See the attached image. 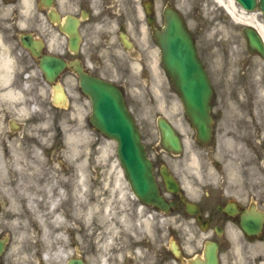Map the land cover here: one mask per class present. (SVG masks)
<instances>
[{
	"label": "flooded vegetation",
	"instance_id": "af4514ba",
	"mask_svg": "<svg viewBox=\"0 0 264 264\" xmlns=\"http://www.w3.org/2000/svg\"><path fill=\"white\" fill-rule=\"evenodd\" d=\"M47 1L0 0V47L12 58L9 74H0V211L14 206L41 213L50 202L59 212L78 214L76 192L90 188L96 173L78 170L80 124L93 127L89 100L75 71L111 82L122 92L125 81L156 73L158 48L148 21L159 29L162 9L170 0H50V5ZM21 12L23 27L18 26ZM216 19L202 21L203 27L196 31L228 30L230 43L217 46L194 36L212 88L208 139H197L191 118L183 114L188 145L201 148L198 177L184 188L183 177L171 172L179 190L167 191L160 175V152L153 151L159 192L173 205L161 212L131 196L124 208L114 210V217L132 230L135 242L126 240L129 250H121L117 238L103 257L95 250L72 254L83 264H264V60L247 48L241 28L230 26L224 9ZM67 20L77 21L79 39L74 50L62 32ZM251 20L253 29L262 26L258 32L264 42L263 15L256 10ZM21 34L39 41L42 54L67 63L53 83L40 72L38 59L21 48ZM229 47L242 56L235 59V66ZM58 85L72 91L68 106L61 101ZM12 219L10 215L8 220ZM243 219L260 220L258 233L246 236L241 230ZM145 221L150 230L142 226ZM163 229L168 238L173 235L176 245L168 240L159 247L157 239L147 234L158 238ZM229 231L240 232L252 246L262 244V250H230ZM182 236L188 240L184 245L178 242ZM211 245L215 251L206 249Z\"/></svg>",
	"mask_w": 264,
	"mask_h": 264
},
{
	"label": "water",
	"instance_id": "95a60500",
	"mask_svg": "<svg viewBox=\"0 0 264 264\" xmlns=\"http://www.w3.org/2000/svg\"><path fill=\"white\" fill-rule=\"evenodd\" d=\"M244 8L253 7L254 0H237ZM260 9L264 14V0H260ZM165 26L156 35L161 52V63L170 77L184 109L193 118L199 136L205 133L202 123L208 109L210 88L206 74L197 58L192 40L184 28L181 18L171 10L164 12ZM249 46H256V51L263 53L262 45L256 44L254 35L246 34ZM23 46L33 48L22 40ZM52 64L41 59L40 68L48 79H51ZM60 69L58 63L55 65ZM81 88L91 99V122L104 135L117 141V156L126 172L130 185L139 199L146 203L162 207L163 201L158 196L151 175V165L145 158L143 146L136 127L127 112L123 99L113 86L86 76H81ZM202 116V119L200 118ZM161 145L175 153L180 151L179 140L171 127L162 119H158ZM166 186L173 188V181L166 177ZM245 231L255 228L254 225H243ZM4 241L0 240V254ZM80 264V263H77Z\"/></svg>",
	"mask_w": 264,
	"mask_h": 264
},
{
	"label": "rangeland",
	"instance_id": "374dc122",
	"mask_svg": "<svg viewBox=\"0 0 264 264\" xmlns=\"http://www.w3.org/2000/svg\"><path fill=\"white\" fill-rule=\"evenodd\" d=\"M173 2L183 13V15H190L192 17L193 22H195L196 26H200L197 18L202 14L203 19L209 17L210 12L217 10L219 7L215 2L207 3L206 0H172ZM20 22H24V17L21 14ZM211 34H208L210 37ZM198 40H204L203 30L197 33ZM205 41V40H204ZM220 42L218 43V45ZM233 57H237V53L234 50H231ZM216 59H219L218 57ZM127 88L126 92L128 94V103L132 114L136 120L137 126L140 130L141 138L143 143L146 146L154 145L158 142V132L155 126V118L159 114L167 115L168 111L178 110L180 113L182 112V106L177 99V96L174 94V90L170 84L169 79L165 75L164 71L160 68L159 75L156 80L149 81L147 84L148 88L153 89V94L147 90V85L145 83L138 82H126ZM153 86V88H151ZM147 90V93L144 91ZM178 129L182 132L181 126H177ZM185 139V137H183ZM198 148H191L187 145H184L183 152L179 157L174 158L173 161H169L168 165L174 171H180L185 176L189 178H194L195 172L198 171ZM79 160L84 158H89V164H86L88 170L97 171L99 178H96V182L94 181V192H99L98 194L105 201L104 204H108V199L112 200L110 203V209L114 207L115 209H120V206H124L122 201H128L130 199L128 194V189L125 186V183L120 180L118 177V172L121 171L120 165L118 163L116 153H115V142L105 138L98 131H94L91 129H83L79 128V151H78ZM194 158V159H192ZM197 159V161H195ZM178 172V175L181 174ZM119 180V181H118ZM118 181L117 185L114 182ZM185 182V181H183ZM187 183V182H185ZM91 187V184H90ZM117 187V190H114ZM119 188L121 191H119ZM90 189L89 191H93ZM23 212L21 209L13 208L3 210L0 212V230L5 229L7 233L8 231L12 233L13 238L11 242H9L8 248L1 257L2 264H35L38 261L39 254L35 256L34 251L36 249L34 246L29 245L28 243H19L17 241L18 234L22 231L21 228L24 225L29 226L30 222L35 223V217L32 216L30 219V215L26 214L21 219H16L13 221H6V215L17 216V214ZM18 214V215H19ZM37 229L36 226L33 227ZM32 228V229H33ZM97 231L99 234L105 235L102 240L99 242H103L105 240H111L108 249L112 246L113 240L119 238L121 240V250H128V248H124V245L127 244V239L123 238L125 236L123 227L121 224L116 221L113 224V219H110L109 223L105 225H97ZM36 231V230H35ZM37 232V231H36ZM132 230L129 231L127 236L132 238L131 236ZM66 233V238H69V234ZM151 236L150 238H152ZM87 236H82L81 240H86ZM168 241V237L164 232L157 242L160 246H163ZM179 242L181 245H184L187 242V239L182 236L179 238ZM243 243L238 239V243ZM238 243H234L231 240V245ZM97 245V244H95ZM242 245V244H240ZM243 248L247 249L244 245ZM86 251H97V246L93 247L92 243L88 241L84 244L83 249ZM98 254L97 256H101Z\"/></svg>",
	"mask_w": 264,
	"mask_h": 264
},
{
	"label": "bare ground",
	"instance_id": "6f19581e",
	"mask_svg": "<svg viewBox=\"0 0 264 264\" xmlns=\"http://www.w3.org/2000/svg\"><path fill=\"white\" fill-rule=\"evenodd\" d=\"M225 7L230 11L232 17L236 19L239 23L248 24L249 18L243 12H237L233 3L230 0L226 1ZM1 65H7L6 60H2ZM82 170V165L78 167ZM48 210L44 214V222L39 224V233H34L28 226L24 228L23 233L20 235L19 243H28L29 245L34 246V248L39 251L44 252L43 258L49 263L50 258L48 252L54 251L53 257L59 258L60 260L65 257V249H57L55 247L56 242L63 241V235L58 232L56 226L63 224L64 218L60 212L56 211L55 205H48ZM52 209L53 215L49 214ZM64 213L67 214L72 222H75L77 217L74 212L70 210H64ZM51 219V220H50ZM109 220V207L107 204L103 205V202L99 199L98 194L93 196L80 195V208L78 212V222L85 226L86 229H90V226L94 223L98 225H105ZM69 230L73 233L74 227L70 223ZM19 236L17 237V241ZM72 245H75V240L72 238Z\"/></svg>",
	"mask_w": 264,
	"mask_h": 264
}]
</instances>
